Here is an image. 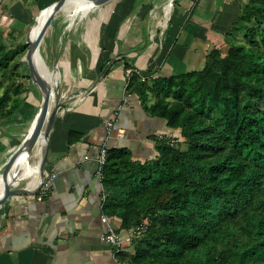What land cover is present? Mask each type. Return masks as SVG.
Listing matches in <instances>:
<instances>
[{
  "label": "crops",
  "instance_id": "obj_1",
  "mask_svg": "<svg viewBox=\"0 0 264 264\" xmlns=\"http://www.w3.org/2000/svg\"><path fill=\"white\" fill-rule=\"evenodd\" d=\"M164 2L115 0L107 7L90 2L81 18L94 9L98 12L82 19L75 32L67 27L53 38L59 42L55 72L68 87V101L58 108L47 136L48 193L41 200L37 193H12L2 203L0 264H131L132 247L117 258L100 239L104 192L96 174L99 149L124 147L133 159H153L158 134L179 140L181 135L127 89L126 70L149 69L155 76H169L202 68L212 48L226 54L224 32L241 10L240 0ZM29 105L24 112L19 108L9 118L0 117V169L28 132L25 128L18 139L33 114ZM114 111L122 136L106 131ZM85 155L88 158L81 160ZM110 218L120 228L119 219Z\"/></svg>",
  "mask_w": 264,
  "mask_h": 264
},
{
  "label": "trees",
  "instance_id": "obj_2",
  "mask_svg": "<svg viewBox=\"0 0 264 264\" xmlns=\"http://www.w3.org/2000/svg\"><path fill=\"white\" fill-rule=\"evenodd\" d=\"M240 5L224 32L226 54L212 48L200 69L169 76L132 70L127 79V89L186 142L177 149L165 137L145 160L107 148L102 212L122 229L150 219L131 264L156 257L164 264L179 257L180 264H264V90L249 81L253 69H264V0ZM2 51L0 42L4 70ZM6 89L0 117L9 118L23 98ZM150 91L160 95L147 105ZM220 244L227 248L217 251Z\"/></svg>",
  "mask_w": 264,
  "mask_h": 264
},
{
  "label": "rangeland",
  "instance_id": "obj_3",
  "mask_svg": "<svg viewBox=\"0 0 264 264\" xmlns=\"http://www.w3.org/2000/svg\"><path fill=\"white\" fill-rule=\"evenodd\" d=\"M54 1V0H53ZM52 0H0V42L3 43V50L8 57V61L6 66L3 69H0V94L3 92L5 88L9 91L11 96L17 97L18 99H22L18 109L24 112V108L26 104H30L32 108V113L27 120L24 122V126L20 131V135L18 139H21L23 133L25 132V128L31 129V124H33V120L35 117L36 112L38 111V98L41 95V89L37 88L36 84H34L30 76L28 74V69L26 67L25 56L27 49H28V42L26 41V35L29 29L34 25V21L36 18V14L40 7L42 8V14L49 6ZM115 0H109L103 3L106 7L110 6V4ZM168 0H166L167 3ZM173 1V0H172ZM241 3L247 2L248 0H240ZM45 4V5H44ZM87 4L90 2L83 4L76 13L72 16L74 21L72 25H70V16L62 10L58 11L54 18L52 19L47 32L39 45L40 52L43 56V59L47 65V67L55 71L56 70V63L54 58V51L59 43L54 41L58 37V32L69 27V33L75 32V28L79 22L82 21L87 16H91L94 13L98 12V9H94L88 12L83 18H81L84 13L88 10ZM165 5V4H164ZM103 6V5H102ZM101 6V7H102ZM162 11V10H161ZM41 14V15H42ZM36 23V22H35ZM33 24V25H32ZM238 39H241V36L238 35ZM56 46V47H55ZM34 73L37 74L34 68ZM252 75L249 78V81L256 86L261 87L264 90V69L262 68H255L251 71ZM62 81H58V83L54 86L55 91V100L58 99L59 108L64 106L68 101V87H65L61 83ZM147 86L151 83L148 81L146 82ZM17 92V93H14ZM150 100L153 101L156 99L160 93L155 91H150ZM171 101L172 98L168 97ZM54 103V102H53ZM31 113V111H30ZM25 114V113H24ZM29 122V124H28ZM27 132V134H28ZM26 134V135H27ZM179 137L170 136L171 145L177 149H184L186 147L185 139L181 136L180 140ZM18 158V156H17ZM16 158V160H17ZM35 156H31V160H34ZM15 160V161H16ZM15 161L13 162L12 166L14 165ZM12 166L10 168H12ZM9 171V170H8ZM2 173V169H0ZM3 175V174H1ZM22 181V182H21ZM18 182L15 188L22 187L26 184V180L23 179ZM2 204H0L1 206ZM137 240L134 242L136 244ZM134 248V247H133ZM223 244L217 246L216 250L219 251L220 249H226ZM133 253V250H132ZM130 253V254H132ZM181 258L179 257L175 264H180ZM164 257H156L154 261H151L150 264H164L165 263ZM182 263V262H181Z\"/></svg>",
  "mask_w": 264,
  "mask_h": 264
},
{
  "label": "bare ground",
  "instance_id": "obj_4",
  "mask_svg": "<svg viewBox=\"0 0 264 264\" xmlns=\"http://www.w3.org/2000/svg\"><path fill=\"white\" fill-rule=\"evenodd\" d=\"M87 2L99 3L98 0H65L64 1L62 9L67 14V16H70L71 19L70 25H72L74 21L72 16L76 13L78 8H80L83 4ZM51 3L43 12L41 17L36 21V23L29 29L26 35V41L29 44V48H31L30 52L33 58V65L35 71L47 82V84L53 87V90L50 89L49 85L40 88L41 95L45 94L46 92L50 93L49 94L50 104L54 102L53 101V99H55L54 86L55 84L58 83V80H57L56 72L50 70L47 67L43 59V56L40 52L39 46L34 44V40L45 17L48 14ZM37 119H38V111L35 114L33 124H31L32 125L31 129L29 130L28 134L25 136V138L22 140V142L18 147L19 148L17 153L18 158L16 156L17 160L15 158L16 161L14 160L15 161L14 165L13 166L11 165L12 168H10L5 175H1L2 173L0 172V197L4 193V186L6 183H8L10 186H17L18 182L25 179L26 184L24 185V187L31 189L37 184V182L41 178L39 172V163L46 145V137L43 135V130H41L40 134L34 141L33 145L28 144L29 138L36 125ZM32 155L35 156L34 160H31Z\"/></svg>",
  "mask_w": 264,
  "mask_h": 264
},
{
  "label": "water",
  "instance_id": "obj_5",
  "mask_svg": "<svg viewBox=\"0 0 264 264\" xmlns=\"http://www.w3.org/2000/svg\"><path fill=\"white\" fill-rule=\"evenodd\" d=\"M64 1L65 0H54L51 3L48 14L45 17V19H44L36 37H35V40H34L35 45L39 46L41 44V42H42V40H43V38L47 32V29L50 26L52 19L54 18L55 14L62 9ZM107 1H109V0H98V2L101 4H103ZM30 51H31V48H29V46H28L27 52L25 54L26 67L28 69V74L30 76L31 81L34 84H36V86L39 90V88L45 87L49 84H47V82L40 75L34 73L33 58H32ZM49 86H50V89L53 90V87L51 85H49ZM49 94H50L49 92H46L45 94L40 95L38 98V105H39V107H38V119H37L36 125H35L32 133H31L29 141H28L29 145H33L34 141L36 140V138L40 134L41 130H43V135L46 137V145H45V149L43 151V154L41 156L40 163H39V172H40L41 178L44 176V168H45L46 153H47V136L50 132V129L52 127L55 115H56L57 110L59 108L58 99L57 100L53 99L54 103L52 102V104H50ZM18 149L19 148H16L14 151L10 152L8 154L7 158L5 159V161L1 167L3 175L6 174V172L10 169L11 165L13 164V162L17 156ZM38 187H39L38 183L32 189H28L24 186L15 188L14 186H10L8 183H6L4 186V193L0 197V204H2L5 201V199L12 193L24 192V193L35 194Z\"/></svg>",
  "mask_w": 264,
  "mask_h": 264
},
{
  "label": "built area",
  "instance_id": "obj_6",
  "mask_svg": "<svg viewBox=\"0 0 264 264\" xmlns=\"http://www.w3.org/2000/svg\"><path fill=\"white\" fill-rule=\"evenodd\" d=\"M132 72L131 69L126 70V76H129ZM143 79L144 77L141 76ZM117 111H114L113 117H110L106 121V131L109 136H122L123 129L115 125L116 120V113ZM165 137L162 134H158L156 137V140L163 141ZM168 144H171V140L166 141ZM106 155H107V148L105 146L100 147L98 155L96 157V174L99 179L102 180L103 178V167L106 162ZM88 156L85 155L81 160L87 159ZM39 187L36 191L37 196L36 198L38 200H41L43 197H45L48 193V179L44 178V176L39 179L38 181ZM100 220L104 225L103 232L100 234V239L107 242L113 250V255L118 258L124 251L125 248L130 246L133 249L134 242L139 239L144 232L146 231L147 227L150 224V219L145 218L139 223L131 226L128 229H123L124 233H120V229L117 228L115 224L112 222L110 216H108L105 213H101ZM124 258H127V256H124ZM125 261V260H124Z\"/></svg>",
  "mask_w": 264,
  "mask_h": 264
}]
</instances>
